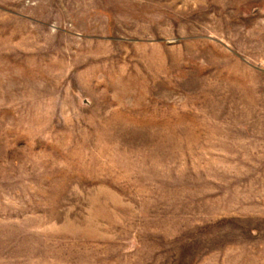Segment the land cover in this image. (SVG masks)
Here are the masks:
<instances>
[{"label": "rangeland", "instance_id": "rangeland-1", "mask_svg": "<svg viewBox=\"0 0 264 264\" xmlns=\"http://www.w3.org/2000/svg\"><path fill=\"white\" fill-rule=\"evenodd\" d=\"M0 264H264V0H0Z\"/></svg>", "mask_w": 264, "mask_h": 264}]
</instances>
